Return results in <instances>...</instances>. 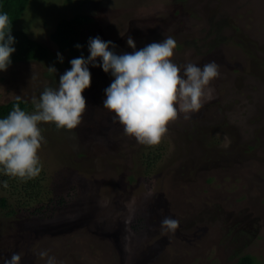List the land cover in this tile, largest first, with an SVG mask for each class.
<instances>
[{"label":"rangeland","instance_id":"374dc122","mask_svg":"<svg viewBox=\"0 0 264 264\" xmlns=\"http://www.w3.org/2000/svg\"><path fill=\"white\" fill-rule=\"evenodd\" d=\"M77 13L94 19L83 29L87 50L90 37L112 41L119 55L134 51L129 36L136 50L171 36L182 70L215 61L220 76L199 112L181 114L158 145L145 146L103 107L114 77L89 64L81 123L38 125L46 143L37 201L19 183L0 182L8 205L0 206V257L46 264L39 252L47 251L56 264H232L250 255L264 264V0H29L17 28L48 55L0 71V101L32 103L58 87L71 59L49 33ZM148 152L158 158L146 167ZM164 217L179 221L174 233Z\"/></svg>","mask_w":264,"mask_h":264},{"label":"clouds","instance_id":"9594fccd","mask_svg":"<svg viewBox=\"0 0 264 264\" xmlns=\"http://www.w3.org/2000/svg\"><path fill=\"white\" fill-rule=\"evenodd\" d=\"M11 27L9 15L0 13V71L7 70L16 50L12 46L15 38ZM110 45L115 48L112 41L90 37V55L70 60L71 68L60 75L58 87H45L38 98L33 97V112L28 113L16 104L6 117L0 118V174L21 181L39 176L42 164L38 152L46 140L38 125L52 123L57 129L72 130L81 123L87 108L82 93L91 85L89 64L102 67L114 77L104 90L103 107L114 113V121L123 125L126 136L145 146L158 145L167 134L168 125L181 114L188 120L199 112L211 98V82L220 76L215 61L203 67L188 62L182 70L172 59L177 43L171 36L139 50L129 36L127 45L134 51L119 55L109 50ZM57 57L63 62L60 53ZM98 57L102 63H97ZM49 68L57 71L55 67ZM3 187H8L7 181ZM161 226L174 233L179 221L164 217ZM39 256L47 257L46 264H56L55 257L47 251H40ZM0 260L3 264H20L21 256L13 253L10 259Z\"/></svg>","mask_w":264,"mask_h":264},{"label":"trees","instance_id":"16d2710c","mask_svg":"<svg viewBox=\"0 0 264 264\" xmlns=\"http://www.w3.org/2000/svg\"><path fill=\"white\" fill-rule=\"evenodd\" d=\"M29 0H0V13H7L12 24L11 34L15 38V43L12 45L16 50L11 55V64L25 61H41L48 55L47 48L36 39L27 35L24 31L17 28V21L25 10ZM94 19L90 14L77 13L70 18H61L56 23L53 31L49 33V39L54 43L57 50L61 54H66L71 60L83 56L88 57L87 42L83 36L84 27L93 23ZM81 45V48L75 45ZM64 62V60H63ZM65 63V62H64ZM19 104L22 110L29 112L32 108V103L22 97H15L8 100L0 101V118L6 117L13 109V105ZM158 155L148 152L144 162L146 167L152 166ZM42 173V172H40ZM40 175V174H39ZM42 175V174H41ZM40 178L36 177L31 180L21 181L17 178H11L0 174V182L7 181L8 187L20 184L24 195L30 200H36L40 197ZM13 182V183H12ZM15 182V183H14ZM14 184V185H12ZM18 189V185H17ZM0 206L7 207V198L0 197ZM232 264H257L252 256L243 255Z\"/></svg>","mask_w":264,"mask_h":264}]
</instances>
